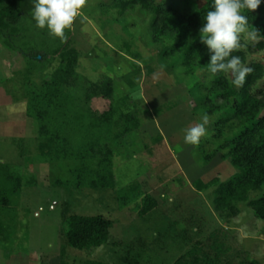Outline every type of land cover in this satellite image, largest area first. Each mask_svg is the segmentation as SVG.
I'll return each mask as SVG.
<instances>
[{
  "label": "rangeland",
  "instance_id": "obj_1",
  "mask_svg": "<svg viewBox=\"0 0 264 264\" xmlns=\"http://www.w3.org/2000/svg\"><path fill=\"white\" fill-rule=\"evenodd\" d=\"M113 1L86 0L69 29L71 46L80 52L82 76L96 83L111 80L114 99L127 95L137 105L140 130L113 143L124 159L115 165L116 177L119 186L139 182L157 206L140 217L133 205L120 203L114 190L53 186L45 164L27 163L26 157L35 156L37 131L24 101H15L22 93L16 75L25 64L0 44V164L23 182L31 177L36 181L11 198V207L0 208V264H173L194 245L209 255L221 246L223 264H264V223L247 203L219 213L213 206L216 187L197 193L193 186L197 180L224 182L237 171L221 149L233 131L218 125L226 139L215 140L220 113L209 115L200 108L209 73H186L171 66L172 61H160L159 47L150 41L151 16L139 8L120 14L109 9ZM205 1L192 0L197 7ZM248 32L243 33L246 40H257ZM252 59L264 63V49ZM90 103L100 115L109 100L93 97ZM204 115L209 117L206 135L198 145L186 144L187 130ZM263 116L264 109L258 118ZM263 192L264 186L249 199ZM70 215L110 220L107 243L91 250L70 248L64 237Z\"/></svg>",
  "mask_w": 264,
  "mask_h": 264
},
{
  "label": "trees",
  "instance_id": "obj_2",
  "mask_svg": "<svg viewBox=\"0 0 264 264\" xmlns=\"http://www.w3.org/2000/svg\"><path fill=\"white\" fill-rule=\"evenodd\" d=\"M212 2L206 0L197 7L192 0H114L108 7L120 14L139 8L151 16L150 41L159 47L158 59L194 73L208 72L209 54L200 41L199 28ZM32 9V0H0V44L19 55L25 64L16 75L22 93L15 101H24L25 114L37 131L35 156L26 157L27 163L32 160L30 164H45L53 186L114 190L122 205H133L138 216H146L157 204L142 192L136 180L119 186L115 165L124 159L113 148V143L140 130L137 105L127 95L114 99L111 80L96 83L82 76L78 72L80 52L71 46V31L65 30V38L51 37L46 28L35 27ZM244 14L248 16L247 29L258 31L257 40H246L241 34L240 47L232 55L239 56L252 71L239 88L233 85L230 73L213 76L208 72L210 78L202 86L200 104L209 115L220 113L216 126L228 125L227 129L233 131L221 149L237 171L224 182L197 180L193 186L197 193L216 187V212L234 211L236 203L244 202L264 223V192L249 199L251 192L264 186V116L258 118L264 109V63L252 59L264 49V3ZM44 76L47 80L42 79ZM93 97L109 100L108 108L100 115L90 106ZM221 126L217 127L215 140L226 139ZM54 173L59 175L53 178ZM35 182L32 177L23 182L7 165L0 164V208L11 207L22 187ZM64 222L67 245L79 251L105 245L112 227V222L101 215H70ZM214 250L215 254L209 255L194 245L173 264H223L221 246Z\"/></svg>",
  "mask_w": 264,
  "mask_h": 264
},
{
  "label": "clouds",
  "instance_id": "obj_3",
  "mask_svg": "<svg viewBox=\"0 0 264 264\" xmlns=\"http://www.w3.org/2000/svg\"><path fill=\"white\" fill-rule=\"evenodd\" d=\"M32 19L38 29H47L54 38H65V30L70 29L81 15L86 0H32ZM264 0H213L212 9L203 17L199 28L200 41L209 54L207 70L213 76L230 73L235 87H243L245 77L252 71L243 65L241 58L232 55L240 47L241 34L248 28L245 12L255 11ZM258 31L248 32L255 39ZM209 117L204 115L200 123L187 130L184 142L198 145L207 133Z\"/></svg>",
  "mask_w": 264,
  "mask_h": 264
}]
</instances>
